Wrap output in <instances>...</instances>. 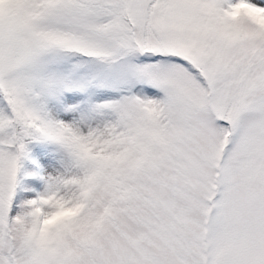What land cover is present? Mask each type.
<instances>
[{"label": "snow or ice", "instance_id": "1", "mask_svg": "<svg viewBox=\"0 0 264 264\" xmlns=\"http://www.w3.org/2000/svg\"><path fill=\"white\" fill-rule=\"evenodd\" d=\"M0 264H264V0H0Z\"/></svg>", "mask_w": 264, "mask_h": 264}]
</instances>
